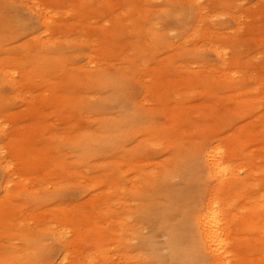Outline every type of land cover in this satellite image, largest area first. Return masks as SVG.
Instances as JSON below:
<instances>
[{"label": "rangeland", "instance_id": "374dc122", "mask_svg": "<svg viewBox=\"0 0 264 264\" xmlns=\"http://www.w3.org/2000/svg\"><path fill=\"white\" fill-rule=\"evenodd\" d=\"M196 2L0 0V264H215V146L264 264V0Z\"/></svg>", "mask_w": 264, "mask_h": 264}, {"label": "bare ground", "instance_id": "6f19581e", "mask_svg": "<svg viewBox=\"0 0 264 264\" xmlns=\"http://www.w3.org/2000/svg\"><path fill=\"white\" fill-rule=\"evenodd\" d=\"M196 1L198 3V0ZM203 155L206 157L208 168L215 179L214 181L217 182V186L213 187L212 193L206 199L202 211L195 216L201 234L200 239L215 264H232L236 252L232 249L231 233H233V229H231L229 221V217L232 215L230 216L228 213L230 202L226 199L220 187V182L223 178L232 176V165L227 162L224 150L218 146L210 148ZM219 183L220 185L218 186ZM231 219H233V216Z\"/></svg>", "mask_w": 264, "mask_h": 264}]
</instances>
